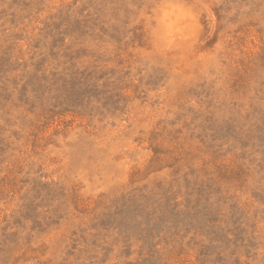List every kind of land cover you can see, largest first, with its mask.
Here are the masks:
<instances>
[{
	"label": "rangeland",
	"instance_id": "rangeland-1",
	"mask_svg": "<svg viewBox=\"0 0 264 264\" xmlns=\"http://www.w3.org/2000/svg\"><path fill=\"white\" fill-rule=\"evenodd\" d=\"M0 264H264V0H0Z\"/></svg>",
	"mask_w": 264,
	"mask_h": 264
}]
</instances>
